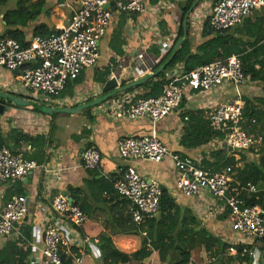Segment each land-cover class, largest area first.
<instances>
[{
  "label": "crops",
  "instance_id": "obj_1",
  "mask_svg": "<svg viewBox=\"0 0 264 264\" xmlns=\"http://www.w3.org/2000/svg\"><path fill=\"white\" fill-rule=\"evenodd\" d=\"M30 1L34 3L37 0ZM179 1L183 0H175L176 3ZM216 1L202 0L199 5H202L205 10H198L197 6L199 5L197 4V9L195 8L196 10L194 9L195 11L193 10L187 18V20L193 21L189 30L192 51H195L196 47L204 42L200 36L205 21L203 18ZM44 2L42 13L37 19L29 22L26 27L20 28L25 39L32 36V31L36 26H44L49 32L55 33L68 25L75 8L71 0H44ZM163 2H168L165 5L167 15L158 19L155 12ZM175 2L160 0L157 5L152 6L149 0H146L144 13L128 21L124 28L123 38L126 45L123 47L122 57H116L108 48L109 38L117 20L115 17L107 36L100 44L99 59L101 60L102 45L107 52L106 59L101 63L98 60L95 66L83 71L82 82L74 88L73 97L59 98L57 101L55 99L58 105L49 106L48 104L52 105V99L39 100V102H35L38 105V112H34L31 107H28L33 94L21 85L18 73L0 69V94H8L29 102V105L20 107L9 100L0 101V104H4V112L0 115V145L12 151H18L23 144H30L32 148L24 156L26 159L34 161L38 166L23 180L11 184L0 183V206L6 204L12 197L23 196L28 199L27 216L19 226L22 233L25 230L30 233V239H26L22 234L30 244L23 249L29 251L28 257H37L39 260L36 250L42 246L46 227H60L58 216L51 210V202L56 196L72 199L70 190L77 191L74 199H76L77 206L82 208L86 215L81 236L89 243L84 248L83 264L92 262L96 264L95 258L99 254L95 250L94 243H97L100 235L114 236L113 241L120 250H131L134 247L135 239L140 240V238L131 235H117L128 228L124 222L127 220V204L116 195L113 188L115 180L127 167H133L142 176L157 181L161 190H166L174 199L177 207L189 211L190 215L196 218L199 227L206 228L207 231L226 243H249V240H243L231 230L230 215L223 201L213 198L204 191L194 197H185L176 190V172L169 158L159 163L142 160L127 161L119 157L117 149L118 142L122 138L149 136L154 132L171 152L200 161L203 158H209V153L212 151L225 150L220 141L214 140L204 147L188 149L180 145V139L185 123L183 117L189 113L200 112L206 119L211 108L235 98L232 87L225 86L214 92H186L178 110L155 125H152L147 119L117 120L106 111L108 106L114 105L116 101L124 97L136 100V96L143 92L142 89L133 92H127V89L95 106L83 108L80 112L73 114L56 112L49 114L40 110V108L75 109L101 98L103 96L101 94L102 85L93 82L94 71H102L106 66H111L110 59H115L117 65L108 79L115 77L119 84L118 88L124 87L121 86L122 81L135 82L152 76L156 71L153 73L151 69L158 62V58L149 49L155 48L159 52H165L167 50L161 47V43L164 42L170 47V43L176 35V28L174 27L175 21L170 15L174 13H168V11H171ZM14 5V2H10L1 10L0 35L5 30L3 13L13 9ZM164 25L167 27L166 31L163 28ZM241 29L240 37L249 42H252L254 38L250 40L245 38L247 33L256 34L260 31L263 39L258 46H264V7L253 11L238 26V30ZM180 71H182V66L178 65L168 70L164 74V76L166 75L164 78L166 79L167 75L172 73L177 75ZM239 93L242 102L243 99L251 101L257 98L264 99V84L246 78ZM90 147L95 148L100 155L98 168L92 171L85 170L81 165L82 153ZM226 150L228 151V149ZM6 195L11 197L5 202ZM73 202L72 199V204ZM157 216L158 214H155L153 217L157 218ZM3 243L4 239L0 238V247ZM230 254L234 255V252H230ZM204 255H206L205 252ZM143 263L163 264L159 261L155 251ZM252 264H264V253L255 252Z\"/></svg>",
  "mask_w": 264,
  "mask_h": 264
},
{
  "label": "built area",
  "instance_id": "obj_2",
  "mask_svg": "<svg viewBox=\"0 0 264 264\" xmlns=\"http://www.w3.org/2000/svg\"><path fill=\"white\" fill-rule=\"evenodd\" d=\"M112 1L71 0L75 8L68 25L47 36H30L25 39V46L9 37H0V69L17 71L21 85L38 101L57 98L68 82L96 65L100 44L117 15H140L145 11L146 0H117L114 9L107 7ZM262 7L264 0H217L203 20L208 18L211 31L218 34L239 26L253 11ZM161 47L169 49L166 43ZM245 79L239 57L231 56L188 73L180 71L177 75H167V83L158 97L140 100L124 97L108 106L106 111L117 120L147 119L155 125L178 110L186 92H214L230 86L235 98L211 108L206 118L213 131L226 133L220 141L223 148L243 153L252 161L259 157L262 137L251 136L242 128L243 102L239 89ZM31 148L28 143L18 151L0 147V183L23 180L38 167L24 156ZM117 149L119 157L127 161L159 163L169 158L176 172V190L181 195L194 197L202 191L207 192L224 202L229 210L230 228L243 240L264 236V207H246L241 198V193H255L257 189L249 184L247 188L231 187L229 169L210 173L202 169L200 160L171 152L154 132L149 136L122 138ZM99 161L100 155L93 147L82 153L81 165L85 170L97 169ZM113 188L120 199L127 201V214L135 226L157 214L161 188L154 179L127 167L115 180ZM51 210L58 216L60 227H46L42 246L36 250L39 260L28 257L27 263L83 264L82 255L89 243L81 236L86 215L64 196L53 198ZM27 212L23 196L12 197L0 206V238L17 241V246L22 249L30 246L19 229ZM230 252L234 250L230 249ZM249 254L254 257L255 251Z\"/></svg>",
  "mask_w": 264,
  "mask_h": 264
},
{
  "label": "trees",
  "instance_id": "obj_3",
  "mask_svg": "<svg viewBox=\"0 0 264 264\" xmlns=\"http://www.w3.org/2000/svg\"><path fill=\"white\" fill-rule=\"evenodd\" d=\"M159 1L149 0V3L155 6ZM194 1L183 0L177 4L181 17L178 31L171 41L169 49L165 52H159L155 48L149 49L158 58V62L152 67L151 72L154 73L169 59L174 47L182 40V22ZM10 2H14L15 5L13 9L6 10L3 13L5 30L0 37H9L25 46V35L20 28L26 27L29 22L37 19L42 13L45 2L44 0H37L34 3L30 0H0V14L2 8ZM201 2L202 0L199 1L198 5ZM136 16L128 14L116 16V24L108 42L109 50L116 57H122L124 54L123 47L126 45L123 38L124 28L127 22L135 19ZM185 28L187 37L179 45L164 71L156 77H152L146 82L127 90V92H133L142 89L143 92L136 96V100L158 97L167 83L164 74L178 65L182 66V73H188L197 67L215 61H222L231 56L239 57L242 63V72L246 78L264 84V46H258L263 39L260 31L256 34L247 33L245 38L249 40L254 38L252 42L243 40L240 37L242 29L238 30V26L214 34L210 29L209 19L206 18L200 34L204 42L198 45L195 51H192L188 20ZM51 33L40 25L33 29L32 36H47ZM236 34H239V36H236ZM110 64L111 66H106L102 71H94V83L103 85L107 81L117 65L115 59H110ZM82 72L76 80L68 82L63 92L55 99L73 97L74 88L82 82ZM132 82L131 80L122 81L121 86H126ZM0 101L2 102V100ZM32 110L38 112L36 107H33ZM202 116L203 114L197 112L189 113L183 117L186 120H184L183 135L180 139L181 146L188 149H197L208 145L213 140L222 141L224 139L226 133L213 131L207 118L205 119ZM241 124L243 130L249 135L262 137L261 144L263 145L260 146L258 159L249 161L243 153L228 152L226 149L215 150L209 153V158L202 159L201 167L210 173H220L229 169L228 174L232 178L231 187L247 188L249 184L257 189L255 193H241L244 206L257 205L264 207V99L257 98L253 101L243 99ZM0 147L2 146L0 145ZM76 192L70 190V197L74 201L73 205L78 207L76 199H74ZM10 197V195H6L4 201L6 202ZM125 202L127 204V201ZM79 209L83 212L82 208ZM157 214V218H148L138 227L132 223L127 214V220H124V222L128 225V228L117 235L139 237V246L135 249L120 250L113 241L114 236L100 235L97 243H94L95 250L99 254L95 258L96 264H144V260L149 258L154 251L157 252L159 261L163 264H195L191 260V253L196 249L205 252L208 259L207 264H252L254 257L249 254L250 252L264 253V236L256 240L251 239L249 243H226L211 234L206 228L199 227L196 218L191 216L189 211L177 207L174 199L166 190H161ZM22 234L26 239H30L28 230L23 231ZM230 249L234 250V255L230 254ZM28 256L29 251L18 247L17 241L4 239V243L0 247V264H28Z\"/></svg>",
  "mask_w": 264,
  "mask_h": 264
},
{
  "label": "water",
  "instance_id": "obj_4",
  "mask_svg": "<svg viewBox=\"0 0 264 264\" xmlns=\"http://www.w3.org/2000/svg\"><path fill=\"white\" fill-rule=\"evenodd\" d=\"M116 1L117 0H113L110 4H108L107 7H113L114 3ZM198 2H199V0H195L194 1V3L192 4L191 8L189 9V11L186 13V15L184 17V20L182 22V28H183V38H182V40L179 43H177V45L174 47L169 59L164 64H162L152 76L156 77L158 74H160L164 70V68L172 60L173 55H174L175 51L177 50V48L179 47V45L186 39V37H187V32H186V28H185L186 20H187L189 14L196 8ZM113 9H114V7H113ZM15 72H17V71H15ZM152 76H147L146 78H144L142 80L135 81V82L130 83V84H128V85H126L124 87H121V88H118L119 84H118L116 78L115 77H110L101 86V94H103V96L101 98L97 99V100H94V101H92V102H90V103H88L86 105L77 107L75 109H67V108H63V109H46V108H40V110L45 111V112H47L49 114L54 113V112H56V113H64V114H73V113H76V112H80L83 108L95 106V105L101 103L102 101L110 98L111 96L115 95L116 93H121V92L126 91L127 89H130L132 87L140 85V84L146 82ZM0 100H9V101L13 102L14 105L20 106V107L29 105L28 101H23L22 99L15 98V97H13L11 95H8V94H0ZM3 112H4V104H0V115H2ZM228 151H231V149L228 148ZM69 202L72 203V199H69ZM27 204H28V199H26V207L28 208Z\"/></svg>",
  "mask_w": 264,
  "mask_h": 264
},
{
  "label": "rangeland",
  "instance_id": "obj_5",
  "mask_svg": "<svg viewBox=\"0 0 264 264\" xmlns=\"http://www.w3.org/2000/svg\"><path fill=\"white\" fill-rule=\"evenodd\" d=\"M176 1H178V0H176ZM173 2H175V0H173ZM180 2V1H179ZM179 2H175V4H174V9L172 8L171 9V11H168V13L169 12H173L174 14H170V15H172V19L175 21V23H174V27L176 28L175 29V34L177 33V31H178V26H179V22H180V17H181V12H180V10H179V8H178V3ZM167 3L168 2H163L161 5H159L158 7H157V12H155V16H157L158 17V19L159 18H161V17H163V16H165V15H167V9H165V5H167ZM197 8H198V10L199 9H204L205 10V8H203V6L202 5H199V6H197ZM196 8V9H197ZM195 9V10H196ZM211 9V8H210ZM210 9L208 10V14L207 15H205L204 17H206V16H208L209 14H210ZM194 10V11H195ZM188 22H189V26H190V28H191V24L193 23V21H189L188 20ZM164 30L165 29H167V27H166V25H164ZM166 31V30H165ZM161 32H162V30H161ZM151 34H153V33H151ZM154 35H155V33H154ZM160 36H161V33L159 34ZM159 36V37H160ZM156 37H157V34H156ZM166 41V40H165ZM167 42V41H166ZM165 43V42H164ZM162 44V43H161ZM106 54H107V52H106V50H105V48H103V45L101 46V60H100V63L101 62H104V60L106 59ZM31 104L28 106V107H31V108H37L38 109V105H37V103H35V102H37L36 101V97H35V95H32L31 97ZM59 99V98H58ZM55 101V99H52L51 100V103H52V105L51 104H48L49 106H55V105H58L57 103H56V101H57V99H56V101ZM44 105H47V104H44ZM261 145H263V144H261ZM249 161H251L250 160V158H247ZM254 159H258V158H254ZM253 159V160H254ZM7 184H11V183H7ZM228 242H231L230 240H227ZM139 246V240L138 239H135V244H134V249L135 248H137ZM191 260L193 261V263H195V264H197L198 262H200L201 264H207V262H208V259H207V256L206 255H204V252H203V250H200V249H196L195 251H193V253H192V255H191ZM91 264H94L93 262L91 263Z\"/></svg>",
  "mask_w": 264,
  "mask_h": 264
}]
</instances>
